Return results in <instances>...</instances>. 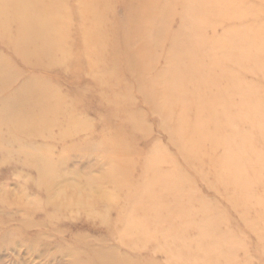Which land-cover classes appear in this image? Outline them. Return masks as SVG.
Wrapping results in <instances>:
<instances>
[{
	"label": "rangeland",
	"instance_id": "obj_1",
	"mask_svg": "<svg viewBox=\"0 0 264 264\" xmlns=\"http://www.w3.org/2000/svg\"><path fill=\"white\" fill-rule=\"evenodd\" d=\"M0 0V264H264V0Z\"/></svg>",
	"mask_w": 264,
	"mask_h": 264
},
{
	"label": "bare ground",
	"instance_id": "obj_2",
	"mask_svg": "<svg viewBox=\"0 0 264 264\" xmlns=\"http://www.w3.org/2000/svg\"><path fill=\"white\" fill-rule=\"evenodd\" d=\"M14 1H15V3H18V4L25 3V1H24V0H14Z\"/></svg>",
	"mask_w": 264,
	"mask_h": 264
}]
</instances>
